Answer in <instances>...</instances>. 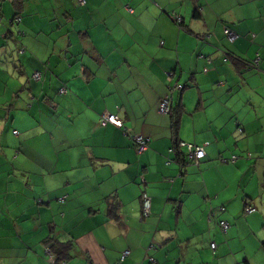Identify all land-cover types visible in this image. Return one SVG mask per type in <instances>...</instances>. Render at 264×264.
I'll use <instances>...</instances> for the list:
<instances>
[{
    "label": "crops",
    "instance_id": "obj_1",
    "mask_svg": "<svg viewBox=\"0 0 264 264\" xmlns=\"http://www.w3.org/2000/svg\"><path fill=\"white\" fill-rule=\"evenodd\" d=\"M22 8L16 23L0 1V264H50L49 226L73 241L66 264H197L215 228L230 235L213 263L245 257L230 248L240 224L264 227V0ZM182 142L205 157L181 164Z\"/></svg>",
    "mask_w": 264,
    "mask_h": 264
},
{
    "label": "rangeland",
    "instance_id": "obj_2",
    "mask_svg": "<svg viewBox=\"0 0 264 264\" xmlns=\"http://www.w3.org/2000/svg\"><path fill=\"white\" fill-rule=\"evenodd\" d=\"M174 20L177 23V25L181 23V20L179 18H174ZM2 77H5V75H2ZM241 213L242 212L240 211L239 219L244 220L245 216H249L248 214L245 213V209H243V216ZM227 222L230 223V221ZM244 226L245 225L243 223L240 224V227L244 229V231H242L244 238L240 240L231 241L230 248L234 254L240 253L245 257L241 255H237L236 256L237 260L235 261L233 254L222 256L219 264H264V250L262 251L260 249V243L264 241L258 240V238L261 236V233H264V227L260 228L258 226L256 229L250 230V228L245 229ZM229 230L230 229H228L226 234L222 235L220 233L221 230L219 231L218 229L215 228V231L213 233V238L208 240L207 244L204 243L202 246L198 248L199 257L196 260L197 264H201V262L202 264H216L215 262L213 263L215 257H217L218 255V251H215L216 245L218 247L219 244L227 242V239L230 235ZM220 234L222 241H219V239H214L215 236ZM210 243L215 246L214 250L210 248ZM262 246H264V243H262ZM125 254L126 252L123 255Z\"/></svg>",
    "mask_w": 264,
    "mask_h": 264
},
{
    "label": "trees",
    "instance_id": "obj_3",
    "mask_svg": "<svg viewBox=\"0 0 264 264\" xmlns=\"http://www.w3.org/2000/svg\"><path fill=\"white\" fill-rule=\"evenodd\" d=\"M0 1H4V0H0ZM24 2H25V0H11V3L13 5V7L15 8L14 9L15 15H14L13 21L16 22V23H18V21H20V17L19 16L21 15V12H22V9H23L22 7H23ZM77 2L79 4H81L82 0H77ZM83 3H84V0H83ZM0 17H1V13H0ZM173 18H178V17L174 16ZM20 34L21 33L19 32V35ZM224 35L227 37L225 32H224ZM249 65H250V63H248V62L245 64V66H244L245 70L248 71V70H251V69H255V68H249ZM30 80L35 82V83L41 82L42 73L40 71L32 72ZM182 88L183 87L181 86V89ZM168 97H171V101H172V95L168 96ZM158 108H159V106H158ZM169 113L171 114V105H170ZM14 134L17 135L16 132H14ZM178 145H179V143H178ZM182 148H184V151L181 154L180 161H181V164L182 163L186 164V158L185 157L187 155V148L185 146L182 147ZM232 159L236 160V157L232 156L230 158V160H228V161H231ZM225 161H227V160H225ZM188 163L189 164H193L194 162H193V160L192 161L188 160ZM39 201H41V200H39ZM247 208H252L253 211L251 213H248L247 212ZM244 209H245V213L246 214H253L256 211V208L252 204L245 205ZM221 222H225V221H221ZM225 223H227V222H225ZM227 225H228V223H227ZM219 227H220V222H219ZM48 228H49V231L51 232V234L42 241V244L46 248L45 250L47 251V253L49 255V263L50 264H66L67 261L75 253V248H74L73 241L72 240L60 241L57 238V235H58L59 232L56 233L55 227L54 226H49ZM220 229H221V227H220ZM227 229H226V231H227Z\"/></svg>",
    "mask_w": 264,
    "mask_h": 264
},
{
    "label": "built area",
    "instance_id": "obj_4",
    "mask_svg": "<svg viewBox=\"0 0 264 264\" xmlns=\"http://www.w3.org/2000/svg\"><path fill=\"white\" fill-rule=\"evenodd\" d=\"M81 4H83V0L81 2ZM225 34L227 35V38L232 41L234 38V35L232 34V32H229L228 30L224 31ZM258 62L255 60L253 62V64L249 65V68H253L255 66H257ZM177 89H181V86H177ZM171 97L165 96L163 99H161L160 101V105L158 108V111L160 114L162 115H166L169 113L170 110V104H171ZM100 124L102 126L106 125V124H111L119 129H124V126L122 124V122L114 115L112 114H103L101 116L100 119ZM134 143L136 145V150L138 151V153L143 152L146 149V145H147V141L148 139L144 138L143 136H136L133 137ZM180 146H185L187 148V155H186V164H188V160L197 163L199 160H201L203 157H205V152L204 149L201 147H196L193 146L191 144H186V143H180ZM234 159H232L231 161H233ZM143 206H142V211H143V215H147L149 213V206H150V201L146 196H143ZM253 211L252 208H247V212L251 213ZM220 227L222 229L223 232H226V229L228 228L227 223L225 222H220ZM210 248L212 250L215 249V246L213 244H210Z\"/></svg>",
    "mask_w": 264,
    "mask_h": 264
}]
</instances>
